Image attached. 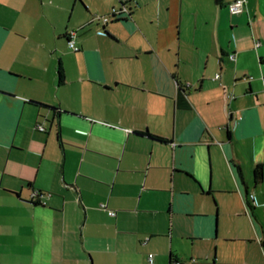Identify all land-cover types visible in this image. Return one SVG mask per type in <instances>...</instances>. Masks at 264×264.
<instances>
[{"label": "crops", "instance_id": "1", "mask_svg": "<svg viewBox=\"0 0 264 264\" xmlns=\"http://www.w3.org/2000/svg\"><path fill=\"white\" fill-rule=\"evenodd\" d=\"M230 1L0 0V264H183L176 215L264 264V0Z\"/></svg>", "mask_w": 264, "mask_h": 264}, {"label": "rangeland", "instance_id": "2", "mask_svg": "<svg viewBox=\"0 0 264 264\" xmlns=\"http://www.w3.org/2000/svg\"><path fill=\"white\" fill-rule=\"evenodd\" d=\"M227 217L230 216L227 215ZM160 218H162V216L157 214L154 229L162 231L164 222ZM190 220V217H181L180 215L173 217L171 246H168L173 256L181 257L185 264H240L239 260H235V257H233L235 254L233 247L241 248L243 243L236 240L229 242L227 236H221L220 231L218 232V230L216 231L217 233L214 239L208 238L207 236L197 239L195 237H198V235L192 236L190 234H184L186 232L185 229L188 228ZM239 220H241V217H239ZM164 229V232L161 233L165 234L166 228ZM216 229H218V225ZM178 233H183V235L180 237L178 236ZM157 243L161 247L164 246L161 241H157ZM213 252L215 254L214 258H212ZM229 254L232 255L229 256ZM251 256L254 257L255 254H252ZM189 257L194 258L195 262L187 261ZM211 259L214 261L211 262Z\"/></svg>", "mask_w": 264, "mask_h": 264}, {"label": "built area", "instance_id": "3", "mask_svg": "<svg viewBox=\"0 0 264 264\" xmlns=\"http://www.w3.org/2000/svg\"><path fill=\"white\" fill-rule=\"evenodd\" d=\"M120 1V6L118 8H111L109 13L112 14L114 16V19L122 17V15H125L128 11V8L125 6V1L127 0H118ZM243 3L244 0H231L230 2H228L226 4V9L230 14H237L239 12H241L242 7H243ZM97 20L100 21V23L102 25H104L107 21H108V16H100L96 18ZM97 33H104L102 30H97ZM74 30H69L66 32V44L67 46L71 49V50H76L78 49V46L74 43ZM258 42H254V45H257ZM228 56L230 58H233V53H229ZM214 78L218 77V73H214ZM263 81H264V76H263ZM263 92H264V87H263ZM232 97V94L229 91H225L224 92V98L226 99H230ZM36 127L38 129H42V126L40 124H36ZM36 191L31 192V196H35L36 195ZM249 196L251 197L252 194L250 193ZM100 207L105 208L103 203L99 204ZM107 214L109 215H113L114 214V210L113 209H108L105 208ZM146 259L148 264H156L153 260H152V253L151 252H147L146 254ZM171 264H182L181 261L179 260H173Z\"/></svg>", "mask_w": 264, "mask_h": 264}, {"label": "trees", "instance_id": "4", "mask_svg": "<svg viewBox=\"0 0 264 264\" xmlns=\"http://www.w3.org/2000/svg\"><path fill=\"white\" fill-rule=\"evenodd\" d=\"M119 3H120V1H118ZM125 2H127V1H125ZM129 14V9H128V11H127V13L125 14V15H128ZM109 17L111 18V19H114V16L112 15V14H110L109 13ZM117 20H121V19H123V17H119V18H116ZM179 103L181 104V105H184L185 104V101H184V99H181L180 101H179ZM41 105H46V104H43V103H41ZM140 133H144V134H146V135H149V136H151L150 135V133L149 132H147V131H142V132H140ZM261 163H256L254 166H253V168H252V177H253V181H258V180H260V178H261V174H262V171H261ZM173 260H179V259H171V257H169L168 258V263L167 264H171L172 263V261ZM180 261V260H179Z\"/></svg>", "mask_w": 264, "mask_h": 264}]
</instances>
